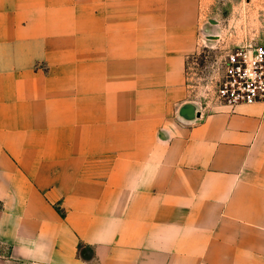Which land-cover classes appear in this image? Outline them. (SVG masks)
Segmentation results:
<instances>
[{"label":"crops","instance_id":"obj_1","mask_svg":"<svg viewBox=\"0 0 264 264\" xmlns=\"http://www.w3.org/2000/svg\"><path fill=\"white\" fill-rule=\"evenodd\" d=\"M200 0H0V264H264V104L187 84Z\"/></svg>","mask_w":264,"mask_h":264},{"label":"rangeland","instance_id":"obj_2","mask_svg":"<svg viewBox=\"0 0 264 264\" xmlns=\"http://www.w3.org/2000/svg\"><path fill=\"white\" fill-rule=\"evenodd\" d=\"M199 47L187 59V84L199 103L215 101L227 55L264 44V0H200Z\"/></svg>","mask_w":264,"mask_h":264},{"label":"built area","instance_id":"obj_3","mask_svg":"<svg viewBox=\"0 0 264 264\" xmlns=\"http://www.w3.org/2000/svg\"><path fill=\"white\" fill-rule=\"evenodd\" d=\"M219 104H264V44L242 46L227 55L216 90Z\"/></svg>","mask_w":264,"mask_h":264}]
</instances>
